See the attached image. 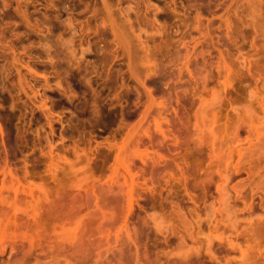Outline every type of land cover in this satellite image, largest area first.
<instances>
[{"label": "rangeland", "instance_id": "374dc122", "mask_svg": "<svg viewBox=\"0 0 264 264\" xmlns=\"http://www.w3.org/2000/svg\"><path fill=\"white\" fill-rule=\"evenodd\" d=\"M0 209V264H264V0H0Z\"/></svg>", "mask_w": 264, "mask_h": 264}, {"label": "bare ground", "instance_id": "6f19581e", "mask_svg": "<svg viewBox=\"0 0 264 264\" xmlns=\"http://www.w3.org/2000/svg\"><path fill=\"white\" fill-rule=\"evenodd\" d=\"M211 21H212V20H211ZM194 52H195V51H194ZM207 52H208V51H207ZM207 54H208V53H207ZM211 58H212V57H211ZM194 61H195V60H194ZM204 62H205V61H204ZM205 63H206V62H205ZM208 63H209V62H208ZM194 64H195V63H194ZM197 64H198V63H197ZM204 67H205V66H204ZM208 67H209V65H208ZM198 68H199V67H198ZM205 68H207V67H205ZM199 70H200V69H199ZM201 71H202V70H201ZM207 72H208V71H207ZM208 73H209V72H208ZM180 78H181V77H180ZM180 78H179V79H180ZM195 80H196V78H195ZM195 80H194V81H195ZM135 162H136V161H135ZM136 164H137V163H136ZM151 170H152V169H151ZM157 170H159V169H157ZM155 171H156V170H155ZM153 172H154V168H153ZM158 172H159V171H158ZM111 187H113V186H111ZM114 187L116 188V186H114ZM114 187H113V189H115ZM104 188H105V187H104ZM106 188H107V187H106ZM107 189H110V188H107ZM107 189H105V190H107ZM113 189L111 188L112 191H113ZM116 189H117V188H116ZM116 189L114 190L115 192L110 191V192L112 193V195H111V193H110V194L108 193V196H109V197L106 196V195H107V194H106L107 192L105 193V192L102 191L103 193H105V197H106V199H110V202L113 203V204H112V203H110V202L108 201V203H110V206L112 205L111 207H113V206L116 207V208L113 207L114 209H112V210L110 209V210H109V211L113 212V214H112L111 212H108V213L110 214V216H109V214H107V213H106V215H104V217L106 216V217H105L106 219L103 218L104 220H103L102 224L104 223V221H107V218H109L108 221L110 222V224H112L111 222H113L114 220L117 221V219H118V222L123 221L122 219H121V221H119V219H120V216H119V215H122V214H124V213H122V214L119 213V214H118V212L120 211V208H121V211H120V212H122V210L125 209L124 207H122V206L125 205V203H124V193H120V187H119V189H118L117 192H116ZM122 191H123V190H122ZM108 192H109V191H108ZM122 195H123V196H122ZM143 195H144V194H143ZM145 195L148 196L147 194H145ZM75 196L78 197L77 195H75ZM75 196H74V198H76ZM146 196H144V198H145V200H148L149 198L147 199ZM2 197H3V196H2ZM102 197H104V196H102ZM107 197H108V198H107ZM72 198H73V197H71V199H72ZM74 198H73V200H75ZM103 199H105V198H103ZM78 200H79V198L76 199L75 202L73 201L74 205L71 204V202H70V204L73 205L71 208L74 209V212H73L71 215H72V216L75 215V217H77L78 215L81 216L79 213L82 212V211H81V206L84 205V204H82V202H83L82 200H80V201H81V202H80L81 204H79V201H78ZM1 201H2V198H1ZM148 201H149V200H148ZM108 203H107V204H108ZM122 203H123V204H122ZM143 203H144V202H143ZM121 204H122V205H121ZM68 205H69V204H68ZM68 205H66L65 203H60L57 207H58V209H59V207H60V209H66V212H67V211H68L67 209H71V208H68ZM142 205H143V204H142ZM74 206H75V207H74ZM85 206H86V204H85ZM108 206H109V205H108ZM49 207H50V206L46 207V210H47V208H48V209H49V212H50L51 210H50ZM53 207H54V206H52V208H53ZM69 207H70V206H69ZM83 207H84V206H83ZM111 207H110V208H111ZM119 207H120V208H119ZM133 207H134V206H133ZM54 208H55L54 211L56 212L57 209H56V207H54ZM84 208H85V207H84ZM84 208H83V209H84ZM117 208H118L119 210H117ZM73 209H71V210H73ZM115 209H116V211H113V210H115ZM132 209H133V208H132ZM0 210H1V209H0ZM46 210H45V211H46ZM47 211H48V210H47ZM47 211H46V212H47ZM52 211H53V210H52ZM58 211L62 212L61 210H58ZM117 211H118V212H117ZM124 211H125V210H124ZM130 211H131V210H130ZM71 212H72V211H71ZM71 212L68 211V213H71ZM116 212H117V214L115 215ZM62 213H64V212H62ZM132 213H133V212H132ZM145 213H146V212H145ZM59 214H60V213H59ZM138 214H139V213H138ZM48 215H49V214H48ZM61 215H62V214H60V217L63 216V215H62V216H61ZM76 215H77V216H76ZM107 215H108V216H107ZM113 215L116 217V219H114V220L111 221L110 217L112 218ZM117 215H118V216H117ZM141 215H143V214H141ZM52 216H53V214H52ZM68 216H70V215H68ZM68 216L64 215V218H65V217H68ZM72 216H71V217H72ZM129 216H130V215H129ZM144 216H145V215H144ZM118 217H119V218H118ZM122 217H123V216H122ZM127 217H128V215H127ZM137 217H139V216L137 215L136 218H137ZM142 217H143V216H140V218H142ZM55 218H56V217H55ZM73 218H74V217H73ZM113 218H114V217H113ZM124 218H125V217H124ZM147 218H148V217H147ZM56 219H57V218H56ZM65 219H66V218H65ZM142 219H143V221H144L145 217H143ZM94 220H95V219H94ZM126 220H128V219L126 218ZM131 220H132V219H131ZM81 221H83V220H81ZM92 221H93V220H92ZM116 221H114V222H115L114 226L118 224V223L116 224ZM139 221H140V219L137 220L136 223H138ZM148 221H149V220H148ZM151 221H152V220H151ZM109 222H107V223L109 224ZM114 222H113V223H114ZM141 222H142V221H141ZM144 222H145L144 224H145L146 226H147V224L152 225L151 223H148L147 220H145ZM146 222H147V223H146ZM105 223H106V222H105ZM107 223H106V224H107ZM130 223H131V222H130ZM92 224H93V223H92ZM106 224H105V225H106ZM144 224H143V225H144ZM103 225H104V224H103ZM134 225H135V224H134ZM140 225H141V224H140ZM140 225H139V226H140ZM145 225H144V227H146ZM110 226H111V225H110ZM140 227H141V226H140ZM144 227L141 229V230H142V232H141L142 234H143V229H144ZM149 227H150V226H149ZM141 230H140V231H141ZM144 231H145V230H144ZM145 233H146V231L144 232V234H145ZM47 239H48V241H49V240L51 241V239H49V238H47ZM55 240H56V239H55ZM122 240H123V239H122ZM125 240H126V239H125ZM53 241H54V240H53ZM53 241H51V244H52ZM60 241L62 242L61 239H60ZM64 241H65V240H64ZM64 241H63V243L65 244ZM66 241H67V240H66ZM80 241H81V240H80ZM23 242H24V241H23ZM23 242H22V243L20 242V244H19V243H16V244H13V245H12V248H13V250H14V251H11V252H14V255H12V256H14L13 264H26V263H27V260H28V262H29V259H27V258H28V255L31 256L30 254H32V253H33V250H35L34 248H32L33 246H29V247H31V248L29 249V247H27V246H28V243H26V244H27V246H26V244L23 243ZM40 242H41V241H40ZM46 242H47V240H46ZM46 242H45V243H46ZM55 242H56V241H55ZM70 242H71V241H70ZM78 242H79V241H78ZM121 242H122V241H121ZM123 242H124V240H123ZM123 242H122V245H123V247H122V251L120 252V250H119V252H120V253H122V252L125 253V252L128 251L129 253H131V252H132V251H131V248H130V247H132V246H131V243L128 242V243L130 244V246H129L128 243H127V244L125 243V242H127V241H125L124 244H123ZM30 243H31V242H30ZM32 243H33V242H32ZM35 243H39V242H35ZM41 243H43L42 245H44V241H42ZM48 243H49V242H48ZM48 243H46L47 246H49V244H50V243H49V244H48ZM56 243H57V242H56ZM58 243H60V242L58 241ZM63 243H62V244L60 243V244H61L62 247L64 246V247H63L64 249H63L62 247H60L59 249H60V251L63 249L61 252L65 251V253H66V252H67L66 249H67L68 247L65 248V245H66V244L63 245ZM66 243H67V242H66ZM83 243H84V242H83ZM83 243H82V245H83ZM39 244H40V243H39ZM60 244H58V245L60 246ZM69 244H70V243H69ZM79 244H80V242H79ZM117 244H118V243H117ZM133 244H134V243H132V245H133ZM42 245L40 244L39 246H40L42 249H44V251H45V247H46V246H44V248H43ZM52 245H53V244H52ZM58 245H57V246H54V245H53V247H55V249L57 250V248L59 247ZM73 245H74V244H73ZM82 245H81V246H82ZM85 245H86V244H84L83 246H85ZM66 246H68V245H66ZM75 246H76V244H75ZM109 246H110V245H109ZM120 246H121V245H120ZM35 247H38V244H37V246H35ZM53 247H52V248H53ZM56 247H57V248H56ZM77 247H78V246H76V248L74 247V250L77 249ZM135 247H136V246H135ZM12 248H11V250H12ZM41 248H40V249H41ZM52 248H51V246H50V249H51V250H52ZM69 248H70V247H69ZM133 248H134V247H133ZM31 249H32V250H31ZM59 249H58V250H59ZM70 249H71V248H70ZM72 249H73V248H72ZM79 249H80V247H79L77 250L79 251ZM115 249H117V247H116ZM38 250H39V249H38ZM46 250L48 251V250H49V247H48V249L46 248ZM51 250H50V251H51ZM53 250H54V249H53ZM58 250H57V251H58ZM67 250H68V249H67ZM106 250H107V249H106ZM110 250H111V249H110ZM135 250H137V249H135ZM135 250H133V251H135ZM41 251H43V250H41ZM41 251H40V252H41ZM47 251H46L47 254L41 252V253H42V256H43L45 259H46V258L48 259V256H49V257L52 256V254H50V253L47 252ZM60 251H59V252H60ZM69 251H70V250H69ZM71 251H72V250H71ZM78 251H77V252L72 251V252H74V255H76L75 253H78ZM103 251H104V249H103ZM130 251H131V252H130ZM11 252H10V253H11ZM31 252H32V253H31ZM35 252H36V251H35ZM52 252H53V251H52ZM72 252H71V253H72ZM109 252H110V251H109ZM128 252H127L126 255H127V256L131 255V254H129ZM38 253H39V252H38ZM65 253H63V254H65ZM71 253H68V255H70ZM107 253H108V252H107ZM110 253H111V252H110ZM11 254H12V253H11ZM35 254H36V253H35ZM43 254H44V255H43ZM49 254H50L51 256H50ZM59 254H60V253H59ZM61 254H62V253H61ZM116 254H117V253H116ZM128 254H129V255H128ZM132 254H133V253H132ZM33 255H34V254H33ZM39 255L41 256L40 253H39ZM68 255H67V256H68ZM106 255H107V254H106ZM112 255H113V253H112ZM120 255H122V254H120ZM133 255H135V254H133ZM107 256H108V255H107ZM113 256L115 257V254H114ZM122 256H123V255H122ZM122 256H121V257H122ZM34 257H35V256H34ZM110 257H112V256L110 255ZM116 257H118V256H116ZM131 257H132V256H131ZM133 257H134V256H133ZM106 258H108V257H106ZM118 258H119V257H118ZM123 258H124V257H123ZM128 258H129V257H128ZM128 258H127V259H128ZM35 259H36V258H35ZM39 259H40V258H39ZM41 259H42V258H41ZM108 259H109V258H108ZM114 259H115V258H114ZM106 260H107V259H106ZM110 260H111V258L109 259V261H110ZM124 260H125V259H124ZM129 260H130V259H129ZM38 261H39L40 263H42V261H40V260H38ZM102 261H103V260H102ZM109 261H107V262H109ZM127 261H128V260H127ZM140 261H142V259H141ZM111 262H112V261H111ZM112 263H114V261H113ZM137 263H138V262H137ZM8 264H12V263L9 262ZM36 264H38V262H36ZM102 264H103V262H102ZM126 264H127V263H126ZM131 264H132V262H131ZM139 264H140V263H139ZM181 264H182V263H181ZM185 264H186V263H185Z\"/></svg>", "mask_w": 264, "mask_h": 264}]
</instances>
